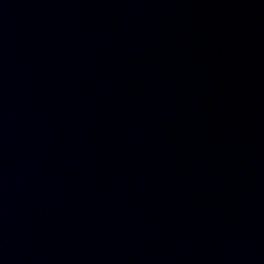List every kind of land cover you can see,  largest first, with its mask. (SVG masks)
<instances>
[{"label": "water", "instance_id": "95a60500", "mask_svg": "<svg viewBox=\"0 0 264 264\" xmlns=\"http://www.w3.org/2000/svg\"><path fill=\"white\" fill-rule=\"evenodd\" d=\"M0 264H264V0H0Z\"/></svg>", "mask_w": 264, "mask_h": 264}]
</instances>
